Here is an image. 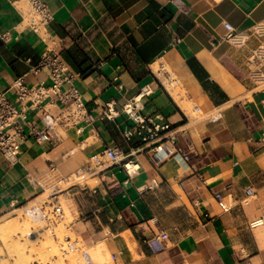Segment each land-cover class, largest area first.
<instances>
[{
  "label": "crops",
  "instance_id": "obj_1",
  "mask_svg": "<svg viewBox=\"0 0 264 264\" xmlns=\"http://www.w3.org/2000/svg\"><path fill=\"white\" fill-rule=\"evenodd\" d=\"M43 1L54 15L49 47L69 62L66 86L80 89L90 117L59 128L56 144L29 136L14 163L0 151V222L56 190L75 233L88 247L102 245L112 264H264V87L250 62L264 45V0H182L184 9L171 0ZM30 8L0 0V92L13 101L17 78L48 82L35 69L47 44L29 25ZM172 74L178 98L162 79ZM146 84L153 92L144 113L170 125L165 137L188 160L160 150V139L124 137L132 121L123 104ZM111 101L116 119L104 115ZM17 104L26 130L43 125L31 101ZM114 144L131 173L103 159L87 173L95 183H59ZM162 231L169 237L159 238Z\"/></svg>",
  "mask_w": 264,
  "mask_h": 264
},
{
  "label": "built area",
  "instance_id": "obj_2",
  "mask_svg": "<svg viewBox=\"0 0 264 264\" xmlns=\"http://www.w3.org/2000/svg\"><path fill=\"white\" fill-rule=\"evenodd\" d=\"M28 1L31 6L27 15L29 25L37 32H40L42 40L47 44V50L42 55L35 69L36 71L45 69L48 74V82L39 81L29 84L24 77H19L14 81L17 94L16 100L21 102L31 101L30 106L38 108V113L43 123L41 127L31 125L29 130H26L23 125V120L27 118L26 110L19 107L16 100H11L7 95V91L0 92V151L10 163H14L19 159L22 143L29 136L56 144L62 136L59 128L68 129L90 117L80 89L73 83L70 86H66V82L72 81L74 77V74L70 71L69 62L60 52L49 47L50 42H55L54 35L48 29L49 23L54 18L53 11L43 0ZM171 1L179 8L184 9L185 5L182 0ZM250 62L253 67L252 77L258 82L264 81V71L262 69L264 67V45L254 51ZM152 92L153 88L146 84L136 96L128 99L123 104L122 112L132 121V124L127 125L123 129V135L127 140L138 136L144 142L160 139L161 143L158 146L160 150L170 153L171 150L175 149L177 153H182V147L177 145V140L173 135L165 137V131L169 130L170 125L158 123L144 113V99ZM51 105L58 106L60 108L59 112L54 113L51 110ZM104 115L109 119H116L120 115V112L115 108V101L107 103ZM163 143L166 144L163 145ZM124 155L125 151L119 144L108 145L101 153L94 155L93 161L95 165H88L85 169L76 170L65 176H58V181L59 183H74L85 179L87 173L95 170L103 158L113 164L124 162L125 168L131 173L132 170L128 164L130 160L125 162ZM183 156L186 160L189 159L188 155L183 154ZM51 170L55 175L56 166L53 165ZM247 193L251 196L255 194V190L253 187H248ZM58 194L59 191L54 190L41 203L33 205L29 210L26 209L33 217L47 221L48 229H54L64 215V209L59 202ZM216 198L223 204L221 193H216ZM158 237L166 239L169 237V233L162 231ZM67 241L68 244L61 247L64 255L70 251L81 250L78 239L72 240L68 236ZM83 251L89 255L85 249ZM38 264L41 263L38 262ZM87 264L94 263L88 261Z\"/></svg>",
  "mask_w": 264,
  "mask_h": 264
},
{
  "label": "rangeland",
  "instance_id": "obj_3",
  "mask_svg": "<svg viewBox=\"0 0 264 264\" xmlns=\"http://www.w3.org/2000/svg\"><path fill=\"white\" fill-rule=\"evenodd\" d=\"M259 84L264 87V81H260ZM82 181L95 183V180L88 175ZM61 184L65 185V183ZM48 193L42 196V201L46 199ZM61 202L65 215L54 229L47 228V221L42 219L37 221L32 218L33 216L27 210H21L17 216H11L0 222V264H38V262L41 264H87L88 261L94 264L113 263L111 255L105 252L104 248L101 247V255L96 254L95 251L98 248L88 247L83 237L75 233L71 226L73 216L69 204L64 197L61 198ZM68 236L72 240L80 241L81 250L70 251L64 255L61 247L68 244ZM35 238H37L36 241H34ZM84 249L89 255L83 251Z\"/></svg>",
  "mask_w": 264,
  "mask_h": 264
},
{
  "label": "bare ground",
  "instance_id": "obj_4",
  "mask_svg": "<svg viewBox=\"0 0 264 264\" xmlns=\"http://www.w3.org/2000/svg\"><path fill=\"white\" fill-rule=\"evenodd\" d=\"M155 68H156V69L158 68V65H157V64L155 65ZM172 75H173V80H172V81L169 80V79H167V78H169V77H166V76H162V79H163L164 83L166 84V86H167L171 91H173L174 94L176 95V97L178 98V96H177V95H178V94H177V90H176V87H175V86L177 85V83H176L175 80H174V79H175V78H174V77H175V74H172ZM164 83H163V84H164ZM167 87H166V88H167ZM183 92H184V91H183ZM183 92H182V94H183ZM180 93H181V92H180ZM182 94H181V96H182ZM185 95H186V94H185ZM185 97H186V96H185ZM181 98H182V97H181ZM183 98H184V97H183ZM181 100H182V99H181ZM184 101H185V100H184ZM188 101H189V100H188ZM189 105L191 106L192 104H189ZM194 105H195V104H194ZM193 107H194V106H193ZM192 109H193V108H192ZM192 109H191V110H192ZM195 112H196V111H195ZM128 164H129L130 169L133 170V169H134V165H133L131 162H129ZM28 210H29V209H28ZM32 218L37 219V221H38V219H40V218H38V217H32ZM31 233H33V231H31ZM129 236H132V235H129ZM123 237H124V236H123ZM111 239H112V238H111ZM36 240H37V238L34 239V241H36ZM134 243H135V242H134ZM136 243H137V242H136ZM129 245H130V244H129ZM84 247H85V246H84ZM101 247H102V245H99V246H98V250L95 251L96 254H98V255L100 254ZM104 247H105V245H104ZM128 247H129V246H128ZM89 249H90V248H89ZM102 249H103V248H102ZM93 252H94V250H93ZM107 252H108V251H107ZM95 253H94V254H95ZM100 255H101V254H100ZM95 262H96V261H95ZM95 264H96V263H95Z\"/></svg>",
  "mask_w": 264,
  "mask_h": 264
}]
</instances>
